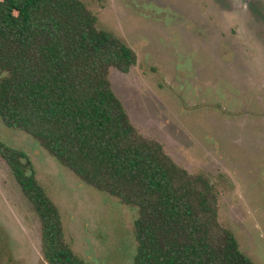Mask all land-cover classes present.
<instances>
[{
    "label": "rangeland",
    "instance_id": "374dc122",
    "mask_svg": "<svg viewBox=\"0 0 264 264\" xmlns=\"http://www.w3.org/2000/svg\"><path fill=\"white\" fill-rule=\"evenodd\" d=\"M137 55L111 73L132 124L189 173L216 186L218 221L264 264V0H82ZM24 151L58 207L66 243L91 264H133L136 212L85 185L30 136ZM0 264H47L40 225L0 160Z\"/></svg>",
    "mask_w": 264,
    "mask_h": 264
},
{
    "label": "trees",
    "instance_id": "16d2710c",
    "mask_svg": "<svg viewBox=\"0 0 264 264\" xmlns=\"http://www.w3.org/2000/svg\"><path fill=\"white\" fill-rule=\"evenodd\" d=\"M136 63L82 0H0L2 123L136 212L133 264H255L218 221L211 179L180 167L132 124L111 73ZM0 160L39 221L44 261L91 264L66 243L59 209L28 155L0 140Z\"/></svg>",
    "mask_w": 264,
    "mask_h": 264
}]
</instances>
